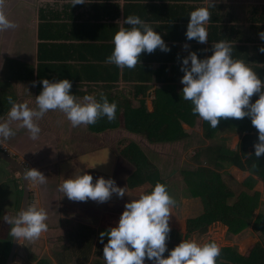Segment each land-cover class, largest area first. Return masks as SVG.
<instances>
[{
	"label": "crops",
	"instance_id": "0c3cea01",
	"mask_svg": "<svg viewBox=\"0 0 264 264\" xmlns=\"http://www.w3.org/2000/svg\"><path fill=\"white\" fill-rule=\"evenodd\" d=\"M202 6H205V0H87V3L74 7L69 0H20L15 7L11 8L12 17L16 14L20 18L19 27L0 33V122L7 119V113L11 108L7 102L8 96H14L13 100L18 103L28 102L30 107H36L35 97L43 90V85L40 83L43 79L50 81L69 79L73 85L72 94L80 98L84 95H95L98 99L100 93L112 98L119 96L128 100L132 108L139 107L143 102L147 112L153 110V101L160 100L163 96L174 98L176 103L181 104L177 106H181L178 108L180 112L188 116V121L192 122L191 126H183L188 136L179 141L191 145L189 149H192L197 140L195 137L197 133L194 131L199 130V127L202 131L204 121L200 120L198 115L192 114L193 105L190 101L183 99L184 85L180 81L184 75L181 71L184 57L195 51L199 58L204 59L213 54V43L228 40L233 45L234 58L251 63V67L264 79V54L259 52V48L264 46V40H261L258 35L264 32V0H218L216 7L210 9L212 19L207 26L209 35L206 44L195 40L188 41L185 35L190 20L189 14ZM129 15H138L141 19L151 23L155 31L162 35L171 51L164 52L157 49L152 54L144 53L141 56L142 64H138L135 69L120 70L115 65L106 64L105 60L114 49L112 40L119 30L117 21H123ZM10 20H15V17ZM22 31L28 34V41H24L22 34L20 36ZM19 36L21 44L27 45L24 52L13 50L15 49L14 40ZM185 43L190 45L187 50L183 47ZM34 81L37 82L36 86H33ZM258 98V95H254L252 102L254 103ZM52 116L58 124L51 120V125L63 124L59 130L61 132L56 135L60 134L61 139L66 134V138L72 140L77 138L80 140L77 144L80 148L85 146V140L99 144L96 141L98 137L117 130L116 128L93 133L88 126L74 128L71 127L65 115L59 111H49L45 115L39 122L42 130L47 119ZM221 122L236 124V129L231 126L220 129L217 137L213 139L217 141L213 142L206 140L201 134L203 146H200L202 148L200 150L206 149L207 146H222L230 151H237L244 136L249 133L255 137L258 136V132L253 130L252 132L238 130L241 127L238 128L239 124L254 128L248 117L242 120L228 119ZM120 130L135 135L123 128ZM42 137L47 136H42L40 133L39 139ZM39 139L34 141L35 150L32 151L34 146L30 149L27 145L28 153L17 147L12 148L20 151L22 155L27 153V156L34 160L36 165L38 164L37 166H41L38 170L48 176L42 160L46 159L45 150L52 151L53 148L50 145L38 143ZM72 143L75 142L72 141ZM37 152H42L43 159L37 156ZM248 153H255L254 144L249 147ZM64 161H67V158L61 161H51V164H57L60 169L62 162L64 164L62 167H67ZM200 163L215 170L223 168L230 170L233 178L236 172V176H242L243 180L250 174L232 165L229 167L224 165L216 169L205 160ZM112 168L113 166L109 168L110 171L113 170ZM93 170L91 168V171ZM60 183L61 180L57 181L55 187L47 181L43 186L49 187L50 185L51 196L58 194L63 197L58 191ZM41 187L42 185H39L38 193L43 196ZM43 190L45 191V188ZM189 198V200H199ZM42 200L43 198L40 199L39 206H42ZM87 202L93 203L89 200ZM202 209L201 206L200 214ZM79 244L82 248L81 243ZM78 245L75 246L77 250H80ZM86 259L82 258V254H78L76 258L78 264H84Z\"/></svg>",
	"mask_w": 264,
	"mask_h": 264
},
{
	"label": "clouds",
	"instance_id": "9594fccd",
	"mask_svg": "<svg viewBox=\"0 0 264 264\" xmlns=\"http://www.w3.org/2000/svg\"><path fill=\"white\" fill-rule=\"evenodd\" d=\"M69 2L74 7L87 3V0ZM217 2L205 0V6L189 14L185 33L188 41L208 42L207 26L212 19L210 9L215 8ZM7 8L8 0H0V33L18 27L8 18ZM117 24L119 30L112 40L114 49L106 58V64L115 65L120 70H132L142 64L141 56L144 53L152 54L157 49L171 51L162 35L138 15H129L123 21H117ZM258 35L264 40V32ZM183 47L187 50L190 45L185 43ZM212 47L213 54L204 59L199 58L195 51L183 58L181 71L184 75L180 81L184 85L183 99L193 105L192 114L198 115L212 129H217L222 120L250 118L252 126L258 131V142L254 144V149L255 157L259 159L264 156V79L251 67V63L234 58L230 41L221 40L213 43ZM259 52L264 54V46L259 48ZM40 83L43 90L35 97L36 107H30L28 102L18 103L12 96L7 97L11 108L7 119L0 122V143L14 137L20 129H27L30 138L38 140L42 131L39 122L49 111L63 113L74 128L94 125L103 117H107L109 122L116 119L118 105L116 102L110 103L104 93H100L99 99L95 95L80 98L72 94L73 85L69 79H43ZM36 84L34 81L33 86ZM254 95L259 98L253 103ZM5 152L11 154L8 148ZM19 165L23 168V178L29 190L34 191L32 185L39 187L47 183V177L38 169L29 168V164ZM58 191L75 202L92 200L105 203L114 194L121 199L126 194L132 196L128 186L119 187L114 179L103 176L94 182L93 175L88 172L63 179ZM176 206L175 197L168 191V186L161 182H157L150 192H143L127 202L118 225L100 233L106 264H145L146 260L153 264H223L222 248L215 241L200 243L196 239H185L169 251L170 219ZM48 219V211L36 203L15 216H3L4 222L11 225L10 236L20 242L40 239L49 230ZM105 237L108 240L106 244Z\"/></svg>",
	"mask_w": 264,
	"mask_h": 264
},
{
	"label": "rangeland",
	"instance_id": "374dc122",
	"mask_svg": "<svg viewBox=\"0 0 264 264\" xmlns=\"http://www.w3.org/2000/svg\"><path fill=\"white\" fill-rule=\"evenodd\" d=\"M19 1L8 0L7 8L8 18L11 19L15 17V20L13 21L18 25V27L20 18L16 14L14 17H12L13 12L11 8L15 7ZM21 34L24 36V41L29 40L27 38L28 34L26 32L22 31L20 36ZM20 36L14 40V52H24V49L27 46L26 44H21L19 40ZM20 66H22V63H20ZM4 97L2 98V102ZM12 98L15 99L14 96H12ZM51 120L57 122L53 116L52 118L47 119L44 128L41 131L42 136L46 135L47 137H42L39 139L40 141H38V143L50 145V147L53 149L52 151L45 150V152H47L45 154L46 159L42 158V152H44L43 149L42 152H37V156H40V158L43 159V167H46L48 172V176H46L47 181L55 185V187L57 185V181H62L63 179L83 174L84 172H88L89 174L93 175L94 182L96 179L103 176L106 179H114L117 186L125 187V177L127 174L132 172V170H134V166L119 155L118 143L121 140H127L139 147L147 160L152 165L157 167L160 172V176L164 179V182L168 186V191L175 197L177 201V206L173 210L174 213L170 219V227L172 231L170 233V239L167 242L169 251L178 245L182 240L196 239L200 243L208 242L210 240L215 241L221 246V248L231 247L243 255L244 253H247L248 249L252 245L260 241V233L255 232L252 226L246 230H243L237 235H230L227 231V228L219 223L210 225L207 231L201 233L200 235L194 233L191 235V237L186 236L185 223L190 218L196 217L200 214L201 204L199 203V200H189L190 195L187 192L184 181L182 178H180V172L183 169H193L197 166H204L202 163L195 161L192 158L194 155L193 152L199 151L202 149L200 146H203V140L201 139L203 130L201 131L200 127L199 130L196 129V131H194V133H197L195 136L197 140H195L194 147L192 149H189L191 145L180 141L167 144L150 143L139 135H130L129 133L121 131V127H118L117 130L113 131L111 134H103L98 137L96 141H98L99 144H94L85 140V146L80 148L77 146L78 142L80 141L77 138H74V140L66 138V134L61 139L60 134L56 135V133L61 132L59 130L63 124H59L60 126H53L50 124ZM13 127H15V125H13ZM17 132L18 134L16 133L14 137H11L7 141H4L5 143L3 142L0 144L10 149L12 155H21L24 166L29 164V168L33 166L36 169H40L41 166H37L38 164L36 165L34 160L27 156L28 146L30 149H32V147L35 145L34 140L30 138V134L28 133L27 129H20ZM72 141L75 143L73 144ZM211 141H217V139ZM46 142L48 143L46 144ZM106 146H108V152ZM12 147L20 148V150H24L27 153L26 155H22L19 153L20 151L15 150ZM206 148H208V146ZM35 149L36 148L34 146L32 151ZM66 158L67 161H64V163L67 164V167H62L64 165L63 162L60 166V169H58L57 164H51V161H61L62 159ZM92 158H95L96 160H92ZM36 159H38V157H36ZM97 159L99 160L98 162ZM0 164L4 167H0L1 176L6 170L5 167H7V164L1 160ZM112 166L113 170L110 171L109 168ZM226 166L229 167L230 165ZM91 168L94 170L91 171ZM11 170L12 169H9V172H11L12 175L10 179H12L14 182V188L18 189L17 182H19V180L16 178V176H14V173ZM218 171L221 173V176L224 178L226 184L230 187L233 198L234 196H238L240 192L246 190V188L242 186V176H236L237 172L234 175L235 178H233L230 170H225L223 168L222 170L219 169ZM1 179L0 255L5 256L7 254L9 244L6 243L4 239L10 235L9 233L11 225L4 222L3 216L16 215L15 210L17 211L16 208H18V201H20L22 195L20 194V191H16V195L14 196V191L12 192L9 180ZM37 188L39 189L38 186L32 185V189H34V191H32V198L36 200L38 205L40 199L43 198L44 205L38 207H44L48 211L49 219L47 223L49 225V230L35 242H29L27 240L20 242L18 240V247L16 248L17 253L15 255L16 260L14 259L12 264H38V262L41 260L46 261L44 264H78L76 258H78L80 250H77V246L75 245H78L80 240L82 241V237H79L80 234L91 237L88 242V245H90V247L88 246L90 251L82 252V258H87L84 264H106L103 259L104 246L97 238L98 232L103 229L102 226H117L119 218L125 210L124 205L134 198L126 194L125 197L121 199L114 194L112 199L105 203H98L95 201H93V203L75 202L70 201L66 196L60 197L58 194L56 196H51L50 185L49 187H44L42 185L40 188V190L42 189L41 191L43 194L48 193L49 197L47 198L39 195ZM44 188L45 191L43 190ZM254 190L261 192L264 200V184L262 181L259 180L257 182ZM88 204L89 206H87ZM261 208L264 209V206H261ZM259 211L260 210H257L255 212L256 216L258 215ZM9 238L10 242H13V237L10 236ZM76 239L78 240L77 242H75ZM72 241L73 243L75 242L74 248L73 245H71ZM78 246L79 249H81L80 244ZM12 247L13 245L11 243L10 252L13 250ZM84 247L86 248V244H84ZM32 255L35 257L34 260L31 259ZM167 255L168 253L166 252L165 256L167 257ZM4 262L5 258H0V264H4ZM145 264H153V262L145 261Z\"/></svg>",
	"mask_w": 264,
	"mask_h": 264
},
{
	"label": "trees",
	"instance_id": "16d2710c",
	"mask_svg": "<svg viewBox=\"0 0 264 264\" xmlns=\"http://www.w3.org/2000/svg\"><path fill=\"white\" fill-rule=\"evenodd\" d=\"M107 98L110 103L116 102L118 105L116 119L109 122L107 117H103L96 124L89 125L88 129L93 133H101L122 127L128 132L145 137L150 143L175 142L188 136L183 126H191L192 122L188 121L189 117L182 114L178 109L181 106H177L181 104L176 103L175 99L170 96H163L162 99L153 101L151 112H147L146 105L143 102L139 107L132 108L129 101L123 97ZM180 101L183 102L184 100ZM235 125L220 122L217 129H212L204 121L202 125L203 137L207 140H213L217 137L220 129L230 126L236 129ZM238 128L240 132L243 130L258 132L257 129L251 128V126L239 124ZM256 142H258V136L255 137L249 133L243 137L237 151H230L222 146H214L199 150L192 156L195 161L205 160L206 163L215 166L216 169L224 165H232L238 167L241 171L249 172V176L242 181V186L246 190L240 192L234 198L221 173L208 165L183 169L180 172L188 194L191 198L199 199L203 208L200 215L186 221L187 237H191L194 233L200 235L206 232L208 227L214 223L225 226L230 235H237L250 226L255 232L260 233V241L252 245L247 253L243 255L231 247H223L221 256L223 264H264V209L261 208V206H264V200L262 193L254 190L259 180L264 184V156L257 159L255 153H252L251 156L248 155L249 147ZM118 153L134 166V170L126 175L124 182V185L128 186L131 191V197L137 198L143 192H150L157 182L166 184L157 167L147 160L144 153L134 143L121 140L118 143ZM257 210L260 211L256 216L255 212ZM102 227L103 229L98 232L97 236L99 242L100 233L111 228L110 226ZM9 237L10 235L4 240L10 245ZM79 237H82V241L80 240L82 248L79 254L89 252L90 245H88V242L91 237L83 234H80ZM77 241L76 239L75 242ZM75 242H71L73 247ZM107 242V237H105L104 243ZM84 244H86V248ZM102 245L104 246V244ZM31 259L34 260L35 257L32 255ZM42 262L43 264L46 263L45 260H41L38 264H42Z\"/></svg>",
	"mask_w": 264,
	"mask_h": 264
},
{
	"label": "flooded vegetation",
	"instance_id": "af4514ba",
	"mask_svg": "<svg viewBox=\"0 0 264 264\" xmlns=\"http://www.w3.org/2000/svg\"><path fill=\"white\" fill-rule=\"evenodd\" d=\"M4 154H6L7 156H9V157H14V159H16V160H19V163H23V161H22V157H21V155L19 156L18 154H15V155H12V152H11V154H9V153H7V152H5V151H2ZM2 161V160H1ZM2 162H4V161H2ZM5 164H7V167H5V171L3 172V175H1L0 177L2 178H0L1 180H9V182H10V187L12 188V192L14 191V196L16 195V191H20V194L22 195V197H21V199H20V201H18V205H17V207L18 208H16L17 209V211L15 210V213L17 214L20 210H21V208H22V200H23V179H22V174H21V172H19L16 168H14L12 165H10V164H8V163H6V162H4ZM0 167H3V166H1V164H0ZM20 167H21V165H20ZM4 168V167H3ZM9 169H12L11 171L14 173V176H16V178H18V180H19V182H17V188L18 189H15L14 188V182L12 181V179H10V177L12 176L11 175V172H9ZM21 169L23 170V168L21 167ZM29 191V196H28V200H27V202L24 204V208H26L27 206H29L30 204H32V203H36V200L35 199H33L32 198V191L31 190H28ZM43 197L44 198H47V197H49L48 196V193L47 194H44L43 195ZM13 198V197H12ZM49 203H50V200H49ZM37 204V206H39L38 205V203H36ZM42 205H44V200H42ZM13 240V239H12ZM12 243V242H11ZM11 243H10V245H9V247H8V249H7V254L5 255V256H3V255H0V258H5V262H4V264H6L7 262H8V259H9V257L11 256V261H12V263H13V261H14V259H15V255H16V253H17V251H16V249H13L11 252H12V254L11 255H9L11 252H10V249H11ZM16 260V259H15Z\"/></svg>",
	"mask_w": 264,
	"mask_h": 264
},
{
	"label": "water",
	"instance_id": "95a60500",
	"mask_svg": "<svg viewBox=\"0 0 264 264\" xmlns=\"http://www.w3.org/2000/svg\"><path fill=\"white\" fill-rule=\"evenodd\" d=\"M0 160L12 165L14 168H16L22 174V179H23V200H22V208H21V210H22V209H24V204L27 202L28 196H29V191H28L29 185H28L27 181L24 180V178H23V170L21 169L17 160H15L12 157L7 156L6 154H4L1 151H0ZM12 245H13L12 249H16L18 247V239L13 238ZM11 254H12V252L9 255H11ZM10 259H11V256L9 257L8 262L6 264H12V261Z\"/></svg>",
	"mask_w": 264,
	"mask_h": 264
},
{
	"label": "built area",
	"instance_id": "2783aa9c",
	"mask_svg": "<svg viewBox=\"0 0 264 264\" xmlns=\"http://www.w3.org/2000/svg\"><path fill=\"white\" fill-rule=\"evenodd\" d=\"M0 150L6 151L7 148H6L4 145L0 144ZM26 166H27V165H26Z\"/></svg>",
	"mask_w": 264,
	"mask_h": 264
}]
</instances>
